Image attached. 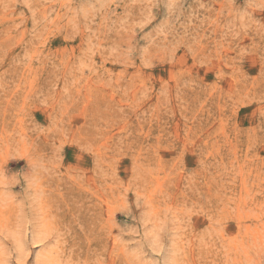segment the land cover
<instances>
[{"label": "rangeland", "instance_id": "obj_1", "mask_svg": "<svg viewBox=\"0 0 264 264\" xmlns=\"http://www.w3.org/2000/svg\"><path fill=\"white\" fill-rule=\"evenodd\" d=\"M0 264H264V0H0Z\"/></svg>", "mask_w": 264, "mask_h": 264}]
</instances>
